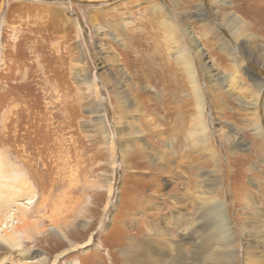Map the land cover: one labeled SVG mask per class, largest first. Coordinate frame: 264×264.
Wrapping results in <instances>:
<instances>
[{
    "label": "rangeland",
    "instance_id": "1",
    "mask_svg": "<svg viewBox=\"0 0 264 264\" xmlns=\"http://www.w3.org/2000/svg\"><path fill=\"white\" fill-rule=\"evenodd\" d=\"M261 9L246 0H0V264H51L58 254L55 264H127L125 252L139 234L163 243L189 227V216L204 203L201 179L211 175L212 196L224 203L233 233L236 264L260 257L264 18L255 11ZM229 15L245 22L240 37L226 24ZM163 19L192 64L198 91L165 41ZM85 77L94 87L87 89ZM96 102L113 164L93 131ZM42 197L53 199L65 238L44 219L35 242L17 234L18 246L10 249L1 236L21 214L39 219ZM206 213L199 220L213 226L218 214ZM71 243L82 248L68 250ZM205 244V251L214 247L212 239ZM183 250L192 256L188 242Z\"/></svg>",
    "mask_w": 264,
    "mask_h": 264
},
{
    "label": "bare ground",
    "instance_id": "2",
    "mask_svg": "<svg viewBox=\"0 0 264 264\" xmlns=\"http://www.w3.org/2000/svg\"><path fill=\"white\" fill-rule=\"evenodd\" d=\"M246 1L251 2L253 5H260L262 7V9L259 11H255V13L256 14L259 13L260 16L262 18H264V0H246ZM156 10L160 13L164 12L163 8H157ZM170 18H172V17H169V19ZM166 21L167 20L163 19V21L160 22L161 25H162V23L164 25V36H166L165 41L170 46H173V47H169V49L175 51L174 55L176 56L178 62H181V64H183V72H184V74H187L188 81L191 83L190 84L191 88L196 89V87H195L196 85L194 84L192 66H191L192 64H190L187 61V59L184 56V54L182 53L181 49L178 47V39H177V36L174 32V29H172V24H170L171 26L167 25ZM225 22L230 27L232 33H234L237 37H240V35H242V34H240V30H241V26L243 24H245V22L243 20L240 21L237 16L233 17L232 15L231 16L229 15V18L225 19ZM206 26H207V24H206ZM208 26H209V24H208ZM245 30H247V28ZM215 34L216 35H213V36H214V38H216V37L218 38V42L220 43V48L225 49L226 53L228 55H231L229 50L226 47H224L225 42L221 38L220 34H218V33H215ZM252 38H253L252 34L248 35L247 39L245 38L248 45H250L252 43L251 42ZM251 49H253V48H251ZM231 61L233 62L234 66H239V63H236L237 59L235 57H232ZM176 64H177V62H176ZM85 78H84V81L83 80H81V81H83V84H86L87 89L94 87V85L89 83L88 78H86V79ZM195 95L197 97V99L195 100L197 103L196 108L199 111V113L197 111V113L199 115L198 119H200V121H202L201 112H202L203 107H202L201 96L198 93H196ZM125 105H123L124 116H126V114H127V110H126ZM91 116H92L91 122H92V126L94 128L93 131L95 130V131H97L98 134L101 135L102 139L105 142L104 144L108 147V149L111 153V159H112L111 162L113 164V158H112L113 157V145L109 139V136H108L109 134H107V132H106L105 121H104V118L102 116V109H101L100 105L98 104V102H96V108L91 112ZM120 123H122L121 118H118L117 124H120ZM255 128H256L257 134L260 135L261 137H263V133L260 132L258 129L259 127H258L257 122L255 125ZM131 134H132L131 132L125 133V135H127L129 137V140H127L126 143H132L133 138L130 137ZM124 145H125L124 152H126V149L128 147H127V144L124 143ZM207 150L209 151V149H207ZM209 153L211 154L212 159L216 157V154L213 151L209 152ZM25 163H27V162H25ZM31 168H35V167L31 166ZM38 170L36 169L35 171H38ZM212 173H214V172L212 171ZM61 174L63 175V173H60V175ZM71 175H68V178ZM45 178H46V176H45ZM64 178H65V176H64ZM37 179H38V177H37ZM71 180H73V179H71ZM213 180H215V175L214 176L211 175L209 177L207 176L205 178H204V176L202 177L201 183L203 185V189H204V192L206 194L205 198H204V203L199 204L201 207H197V206L195 207V209L193 210L194 212H192V214L189 216L190 217L189 218L190 222H188L189 227L182 229L183 233L181 235L179 234V236H177V239L174 240V238L172 239V238L165 237V238L161 239L163 241V243L160 242L159 240H158L159 241V243H158V242L149 241L150 238H147L146 237L147 235L144 236V234H139L137 237H139L141 239L140 240L137 239V241L133 240L132 246H130L128 248V251L125 252V259H126L127 264H236L238 261L237 259H238L239 255L236 252V244H235V241L233 239L232 230L230 229L228 222H227L226 212L224 209V203L223 202L219 203L215 200V197H213L212 194H214V192L217 191L216 187L212 188V184L208 183L209 181L213 182ZM65 185H66V183H65ZM106 188L109 191V193H111L112 187L110 185V182L106 185ZM72 189L69 188L68 192L67 191L66 192L68 194H70L72 192ZM50 198L51 197H42V198H39L40 202L38 200V202L40 203V206L39 205L37 206L36 211H35V216H38V218L40 220L36 218V219L31 221L30 220L31 214H28V215H25V213L21 214V216L19 217V224L16 225L15 227L14 226L11 227L12 232L11 233L4 232L3 236H1V238L7 244V247H10V249H14V247L18 246V244L16 245L14 243L15 242L14 240H15V237L17 236V234H21L22 235L21 238H24L27 240H32L31 242H35V240H36L35 237L37 238L45 230V226H43L44 219H46L47 221L52 223L54 226H56L54 228L55 230L53 229V231L57 232L63 238H65V236L62 232V226H61L62 224H60L59 220L56 218L57 211L54 210L53 199L50 200ZM55 203H56V201H55ZM44 209H47L48 214L40 213L39 210H44ZM209 210H211L212 212H209ZM17 211L20 212V210H17ZM204 212L205 213L207 212L206 214H208V215L213 213V216L218 214L217 215L218 218L214 217L217 220H216L215 224L212 223L213 226H208L207 224L203 223L202 219L199 220V216L205 214ZM94 215H92V216H94ZM16 220L18 221L17 218H16ZM0 221H1V218H0ZM260 221H261L260 223H262V220H260ZM92 222H94V220H92L91 222H88L89 224H87V225H92L93 224ZM210 229H211V232H210ZM154 233H155V236H157V237L160 236L159 235L160 233L158 231L154 232ZM261 234H262V232H260V237H261ZM208 239H210V240L212 239V241H214V247L212 249H210L211 251L209 249H208V251H205V249H207L209 247L208 244H205V242ZM91 240H92V237L88 238V240L84 244L83 243L78 244L79 246L75 243H71L70 244L71 247L68 250L81 249L82 244L84 245V247H89ZM187 242L190 245V247L194 250V251L192 250L193 254L189 258L185 254L186 251L183 250L184 244ZM260 243H264V241L258 242V245ZM215 244H219V245H215ZM206 246H207V248H206ZM66 250L60 252V255L65 253ZM257 253H258V255L260 254V257H257L256 260H254V257H252L250 264H264V252H263V254L261 253V251L255 252V254H257ZM17 254L25 255V252H22V253L18 252V253H16V255ZM58 256H59V254L56 255L55 259L52 261L51 264L56 263V259ZM31 262L32 263H21V264H43V262H45V261H44V259L43 260L38 259L36 261H31Z\"/></svg>",
    "mask_w": 264,
    "mask_h": 264
}]
</instances>
